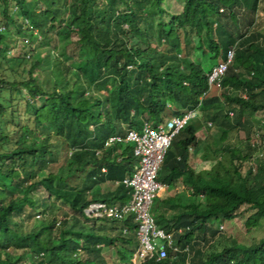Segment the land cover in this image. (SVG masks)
Returning <instances> with one entry per match:
<instances>
[{
	"label": "trees",
	"instance_id": "trees-1",
	"mask_svg": "<svg viewBox=\"0 0 264 264\" xmlns=\"http://www.w3.org/2000/svg\"><path fill=\"white\" fill-rule=\"evenodd\" d=\"M13 1L20 18L11 15ZM61 2L69 10L66 19L58 8ZM0 3V264H133L139 246L134 217L124 222L127 236L123 230L115 237L105 232L107 224L98 231L88 227L106 221L86 215L92 203L131 199L123 181L138 163L134 148L107 143L141 130L145 122L164 124L167 110L182 116L213 105L227 108L234 129H221V145L208 144L202 151L201 126L193 120L174 140L158 180L168 188L182 181L195 201L156 198L152 212L158 225L174 235L179 252L143 264H264V238L242 244L220 230L238 218L245 219L248 229L264 222V147L262 141L251 142V114L264 111V34L258 28L264 0ZM177 4L180 9L173 11ZM10 25L31 36L29 43L41 37L40 47L31 55L12 56ZM60 42L70 63L59 64V82L50 85L40 76L55 72ZM162 46L172 47L169 56L160 52ZM231 49L234 60L221 83L226 107L210 95L209 74ZM200 53L217 64L208 69L194 59ZM109 71L117 75L112 81L115 109L111 96L105 108L106 101L96 94L104 91L100 82ZM231 130L245 133L248 147L258 152L255 159L251 150L245 154L243 144L226 143ZM55 138L68 147L56 153ZM191 147L194 156L209 162L208 168L197 172L192 167ZM248 162L252 165L244 174ZM105 184L117 185V190L102 196ZM164 204L174 210L168 219ZM28 221L32 226L26 231ZM95 239L110 242L109 258L96 249ZM219 239L230 244L209 252Z\"/></svg>",
	"mask_w": 264,
	"mask_h": 264
},
{
	"label": "rangeland",
	"instance_id": "rangeland-1",
	"mask_svg": "<svg viewBox=\"0 0 264 264\" xmlns=\"http://www.w3.org/2000/svg\"><path fill=\"white\" fill-rule=\"evenodd\" d=\"M179 6H180V4H177L175 7L173 6V8H172V5H171V8L174 11V8L180 9ZM58 8H61L62 18L66 19L68 14H69V10L65 6L64 2H61ZM2 12H3L2 4L0 3V17H2ZM11 15L13 17L14 16H18L19 18L21 17L20 10L14 1L12 2ZM259 18H260L259 19V25L260 26L258 28L264 34V14L263 13L260 14ZM2 26L3 25L0 24V27H2ZM35 34H36L35 36H38V33H35ZM9 36L11 38L10 43H11V46L13 49L11 52L12 56H16L18 54H23L25 52H28V54L31 55L30 51L32 49H35V50L38 49L40 47V44L42 41V38L39 37L37 42L29 43L32 41V37L27 36L25 34H18L16 32V29L11 25H10V35ZM73 39H76V38H73ZM176 42H177L178 46L180 47V43L178 41H176ZM164 49L162 46L160 49L161 50L160 52L161 53L165 52L166 55L169 56V53L172 51V47H164ZM168 49H170V51H168ZM63 50H64V43L60 42V46H59L58 50L55 51V56L58 59V62L55 61V64H54V71L55 72H52V73L50 71H45L44 73L42 72V74H41L42 76H40V80L46 79V82H48V84H50V85H52L54 81L56 83L59 82V80H57L58 79V73H57L56 69L59 66V64H61L62 62L69 64L70 63L69 60L71 58L67 54L68 51L66 52L67 56L66 55L64 56ZM194 59L198 60L202 64H205V66L208 69L212 68V66L214 64H217L216 60H214L213 58H211L209 56L204 55L203 53H200V55H198V54L194 55ZM159 60H160V56H159ZM114 79L117 80V75L115 73H112L111 71H109L102 78V80L100 82L101 90H104V91L101 92L100 89L96 90V94L101 95L102 98L104 99V101H106L105 108L109 107V105H108L109 103L107 102L108 96L109 97L111 96L112 108L115 109V107L117 105V100L115 97L116 96L115 95L116 88L112 83V81ZM222 94H223V91H222V88L220 86V87H217L215 90L211 91L210 95L220 97L221 103L227 107V105L225 104L224 98L222 97ZM226 110H227V108L225 109L222 107H217L215 105L210 106V107H206V108L201 107L198 110V113L200 114L199 115L200 118L199 119L197 118L194 121L198 122V125L201 126V128L198 132V137L202 142V144H201L202 151H204L205 148L207 146H209L210 144L221 145V143H220V138H221L220 136L222 135L221 129H224V128L228 129V130L234 129V124L232 122V119H230L229 117L226 116L227 115ZM251 115H252L254 125H255V133L252 135L253 137L251 138L252 139L251 142L253 144H261L260 142L262 141L263 142L262 146L264 147V111H260L258 113L255 112V113H252ZM171 116H172V110H167V118H170ZM231 117H232V115H231ZM216 141H218V142L216 143ZM51 143L53 144L52 148H53V150H55L56 153H60V152H62L63 149L68 147L65 143H63L62 140H59L56 138L54 140H52ZM226 143H229V144L231 143L233 145L243 144L245 154H248V153L250 154V150L252 151V154L254 152L253 149H250L248 147V143L246 142V136H245L244 132H236L234 130H231L230 137L227 139ZM252 148H253V145H252ZM262 152L264 153V150ZM257 154H258V152L256 154H253V158L256 157ZM254 159L252 160L253 165L255 163H257V161H255ZM249 163L250 162H248V164H245V166L242 168L244 174L247 173V171L250 167V164L252 165V163H250V164ZM190 164L192 165V167L197 172L203 170L204 168L209 167V166H207L209 164V162H204V160L198 159L197 156L195 159L190 160ZM105 185H106V187H105L106 193L109 190L112 191L113 186H110L107 184H105ZM173 188H174V190H176L175 197L180 198L181 199L180 201L183 202V204H191L192 201L193 202L195 201V198L192 196L191 191L188 189V187L182 181L178 185L173 186ZM168 190L171 191V189H168V188L166 191L165 190L161 191V193H160L161 199H167V198H170V196H173L172 195L173 193L171 195H168L169 194ZM175 197H171V198H175ZM60 205H61V203L59 202L58 206H60ZM65 207H66V211L69 213L67 206H64V208ZM62 208H63V206H62ZM163 209H164V212L166 213L167 219L174 212L173 208L169 204L168 205L164 204ZM30 213H32V212L30 211ZM22 218L23 219L26 218V214L22 215ZM60 219H62V218L60 217ZM36 220L40 221L41 219H36ZM88 224H89V226H88L89 228L92 226H95L97 231H98V229L101 228L100 224L101 225L107 224L105 226V229H104V230H106L105 232L110 233L114 237L120 233V230L122 227L121 224H110L109 223L110 224L109 225L107 221L100 222V223L99 222H95V223L90 222ZM159 224L161 226H165L166 223H163L160 221ZM31 226H32L31 223H29V221H28L26 223V226L23 228L26 231H28L31 229ZM38 226H39V224H38ZM220 230L224 236L231 238V239H234L237 242L242 243V244H251L252 242L253 243L258 242L260 239L264 238V222H263V226H261V227H258L256 229H254V228L248 229L245 226V219H242V218H238V219L231 221V222L223 223L222 226L220 227ZM92 243L94 244V246L96 247L97 250L102 251L104 253V255L109 258V254L107 253L110 250V248H109L110 242L109 241L102 239L101 242L99 243V241L97 239H95L92 241ZM229 244L230 243L226 244L225 242H223L222 239H219L218 243L213 241V244H212L213 247L211 245L212 248L209 249L208 251L214 252L217 250H221L225 247V245H229ZM113 252L115 255L116 251H113ZM113 261H115V260H113Z\"/></svg>",
	"mask_w": 264,
	"mask_h": 264
},
{
	"label": "built area",
	"instance_id": "built-area-1",
	"mask_svg": "<svg viewBox=\"0 0 264 264\" xmlns=\"http://www.w3.org/2000/svg\"><path fill=\"white\" fill-rule=\"evenodd\" d=\"M234 56L235 50L231 49L227 54V60L219 62L214 67L209 75L211 88L221 86L223 77L233 62ZM195 115L194 112H190L181 117H173L165 125L157 127L145 124L143 132L131 131L125 140L122 137H117L112 138L109 142L124 140L134 145V154L139 160V164L134 174L123 182L132 190L131 200L122 205L95 203L86 209L85 213L93 219L109 218L124 221L128 216L135 218L138 224L139 247L135 252L133 264H141L152 259L161 262L167 259L170 254L176 256L179 252L174 235L158 225L152 209L156 198L167 187L158 180L167 154L175 138ZM124 232L127 233L128 229H125Z\"/></svg>",
	"mask_w": 264,
	"mask_h": 264
},
{
	"label": "clouds",
	"instance_id": "clouds-1",
	"mask_svg": "<svg viewBox=\"0 0 264 264\" xmlns=\"http://www.w3.org/2000/svg\"><path fill=\"white\" fill-rule=\"evenodd\" d=\"M221 11L223 12L224 10H221ZM220 62H221V61H220ZM217 65H218V64H217ZM217 65H216V66H217ZM213 69H214V68H213ZM211 72H212V71H211ZM210 74H211V73H210ZM210 74H209V75H210ZM209 84H210V83H209ZM217 87H218V86H213V87L211 88V86H210V88L213 89V90H215ZM200 108H201V107H200ZM200 108H199V109H200ZM199 109H198V110H199ZM198 110H196V111H190V112H194V113L196 114L195 117H194L193 119H191V121H193V120H195V119H197V118H198V119L200 118V116H199L200 114L198 113ZM190 112H187L186 114H188V113H190ZM186 114H184V115H186ZM184 115H182V116H184ZM173 117H181V116H171L170 118H168V119L166 120V122H165L164 124H163V123H160V124H158V125H152L150 122H145V123L143 124L141 130H139V131H137V130H130L129 133H130L131 131L143 132V128H144L145 124H150V125H152V126H154V127H157V126H159V125H165V124H166L170 119H172ZM191 121H190V122H191ZM197 121H198V120H197ZM190 122H189V123H190ZM197 123H198V122H197ZM187 126H188V125H187ZM187 126H186V127H187ZM186 127H185V128H186ZM185 128H184V129H185ZM184 129H183V130H184ZM180 133H181V132H180ZM128 135H129V134H128ZM128 135H127V136H128ZM127 136H126V137H127ZM117 137H118V136H117ZM117 137H113V138H117ZM126 137L123 138V139L125 140ZM176 138H177V137H176ZM176 138H175V139H176ZM111 139H112V138H111ZM111 139H110V140H111ZM124 140L122 141V143L131 144L130 142H126V141H124ZM109 142H110V141H109ZM109 142H108V143H109ZM108 143H107V146L112 145V144H114V143H119V142H118V141H114V142H112V143H109V144H108ZM131 145H132L133 148H134V145H133V144H131ZM172 146H173V145H172ZM171 148H172V147H171ZM190 149L195 150L193 147H191ZM134 156H135V154H134ZM135 158H136V156H135ZM136 159H137V158H136ZM137 160H138V159H137ZM138 164H139V160H138V163H137V165H136V167H135V171H136V168H137ZM135 171H134V172H135ZM134 172H133V174H134ZM133 174H132V175H133ZM132 175H130L129 177H131ZM125 179H126V178H125ZM125 179H124V180H125ZM123 182H124V181H123ZM123 184H124V183H123ZM124 185H125V184H124ZM126 187H127V186H126ZM167 188H168V187H166L165 189H167ZM129 189H130V188H129ZM131 195H132V190H131ZM159 196H160V195H159ZM130 200H131V199H130ZM130 200H129L128 202H130ZM128 202H126V203H128ZM95 203L97 204V203H107V202H101V201H100V202H94V203H92V204H95ZM126 203H124V204H126ZM92 204H91V205H92ZM107 204H112V205H122V204H119V203H116V202H110V203H107ZM91 205H90V206H91ZM90 206H89V207H90ZM89 207H88V208H89ZM88 208H86V209H88ZM130 217H133V216H128V218H130ZM128 218H126V220H127ZM96 219H97V220H106V221L116 222V223H118V224H121V225H122L121 230H123L124 235H125V236L130 235V230H129V228L126 227V226H124V222H125L126 220H124V221H117V220H112V219H109V218H94V220H96ZM155 219H156V217H155ZM97 220H96V221H97ZM156 220H157V219H156ZM135 222H136V220H135ZM136 223H137V222H136ZM125 229H128V232H127V233L124 232ZM137 233H138V224H137V231H136V234H137ZM137 237H138V235H137ZM138 240H139V239H138ZM138 247H139V246H138ZM137 249H138V248H137ZM137 249H136V250H137ZM135 252H136V251H135ZM134 255H135V253H134ZM172 255H173V254H172ZM133 258H134V257H133ZM132 261H133V260H132ZM145 262H146V261H145ZM143 263H144V262H142L141 264H143Z\"/></svg>",
	"mask_w": 264,
	"mask_h": 264
},
{
	"label": "crops",
	"instance_id": "crops-1",
	"mask_svg": "<svg viewBox=\"0 0 264 264\" xmlns=\"http://www.w3.org/2000/svg\"><path fill=\"white\" fill-rule=\"evenodd\" d=\"M190 154H191V159H195L196 158V156H194V150L193 149H190ZM105 187H106V185H103V186H101V189H100V192H101V195L102 196H104V195H106V192H105ZM116 187H117V185H116ZM116 187L115 186H113V188H112V191L111 190H109V191H111V192H115L117 189H116ZM168 189H171V191L170 190H168V195H171L172 193V195L173 196H170V198L171 197H175V193H176V190H174V188H168ZM178 189V188H177ZM167 189H165V191H166ZM174 190V191H173ZM108 193V192H107ZM169 199V198H168Z\"/></svg>",
	"mask_w": 264,
	"mask_h": 264
}]
</instances>
